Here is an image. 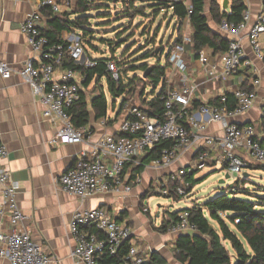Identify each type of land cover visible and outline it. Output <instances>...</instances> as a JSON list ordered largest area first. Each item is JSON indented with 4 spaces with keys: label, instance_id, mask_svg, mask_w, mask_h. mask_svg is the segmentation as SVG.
Returning <instances> with one entry per match:
<instances>
[{
    "label": "built area",
    "instance_id": "built-area-1",
    "mask_svg": "<svg viewBox=\"0 0 264 264\" xmlns=\"http://www.w3.org/2000/svg\"><path fill=\"white\" fill-rule=\"evenodd\" d=\"M13 1L35 2L40 10L46 8L56 16L71 12L75 4V0ZM43 18L40 11L33 12L21 25L20 31L27 40L30 55L18 72L0 62V78L7 81L14 73H17L29 86L33 96L38 98L43 106L42 118L57 126L56 134L51 142L53 145H86V149L76 156L72 166L57 180L64 193L78 199L81 203L95 196L119 192L128 194L131 186L130 178H125V167L130 163L139 165L137 158L144 156L162 141H172L173 147L164 149L145 168L155 170L170 168L178 157V150L193 147L197 150L192 164L156 182L159 183V193L164 197L168 195V186L172 183L178 182L187 188L183 178L195 171L207 170L211 165L214 152H218V155L213 165H218L226 175L240 176L242 170L253 169V166L264 168V145L257 137L254 126H239L232 122L255 106L256 88L260 84L258 79L253 81L250 91L233 88L230 93L219 96L217 104H200L196 110H193L194 88L186 83L183 77V84L180 87L168 86V91L163 97L164 117L162 119L149 117L137 107L126 104L122 108L124 117L117 131L91 140V128L88 126L74 128L67 114V110L80 99L85 76L81 71L65 68L64 61L67 59L73 64L92 68L97 65L96 59L100 57L90 56L89 58L79 36L74 33L65 34L61 38L64 43H51L41 34L39 23ZM247 21L248 14L244 13L243 22L239 25L229 24L226 21L219 24L220 32L234 37L235 40L229 41L227 49L219 55L220 69L214 64L209 66L207 72L209 78L218 74L217 78L225 83L237 74L239 69L257 74V69L248 60L239 39ZM263 35L264 13L257 17L246 34L254 55L263 62L264 66L260 45V38ZM187 46L192 48L190 37L183 36L182 42L170 53L168 75L187 71ZM189 53L194 56L193 52ZM197 56L198 61L206 66L207 59L204 51L198 52ZM104 65L106 72L115 82H118L119 69L115 61L107 59ZM207 82H212V79ZM227 94H232L234 97L235 103L232 109L226 106ZM260 114L261 118H264V101ZM112 120L106 116L97 124L100 127H107ZM205 120L220 125L222 137L218 141L198 134ZM260 137L264 140V130H261ZM7 153L6 147L0 142V160L5 159ZM138 182L139 178L135 176L131 183ZM18 191V183L11 178L7 170L0 167V260L7 261L9 264H49L50 258L42 245L36 242L28 231L21 230L28 218L19 208ZM176 193L179 196H186L183 188H177ZM142 213L149 214V210L143 208ZM4 218L8 223L6 230L2 228ZM69 230L74 242L71 258L83 264H99L101 256H114L133 234L129 226L111 219L103 208L77 210L71 218ZM95 232L99 233L101 238H98ZM194 232L196 227L189 222L187 212H181L178 220L167 230V233L173 236ZM147 260L140 248L132 245L119 264H144Z\"/></svg>",
    "mask_w": 264,
    "mask_h": 264
},
{
    "label": "crops",
    "instance_id": "crops-1",
    "mask_svg": "<svg viewBox=\"0 0 264 264\" xmlns=\"http://www.w3.org/2000/svg\"><path fill=\"white\" fill-rule=\"evenodd\" d=\"M171 1L189 5L188 0ZM230 1L228 0L229 3ZM205 2V16L210 30L227 41L235 40L234 37L220 32L219 24L214 23L209 15L208 1L205 0ZM217 2L221 6L220 1L217 0ZM244 4L248 21L245 23L244 31L240 34L239 39L248 60L257 69V74H252L251 71L245 73L246 70L239 69L237 74L230 77L225 83L217 78L218 74L209 78L207 72L210 65H217V68L220 69L219 55L214 54L211 49H203L207 59L205 66L198 61V57L190 55L191 48L187 46V71L166 75V80L169 87H180L184 77L186 83L194 88L192 100L194 106V103L195 105L211 104L222 94L230 93L233 88H240L247 80L246 75L251 76L250 85L255 79H258L260 84L256 88L255 106L248 113L232 120V122L239 126H254L257 137L262 141L260 110L264 101V66L263 62L254 55L246 39V34L257 17L264 13V7L262 0H244ZM37 11L41 12L35 2L0 0V62L7 64L15 72L23 67L25 60L30 55L27 40L20 31L21 25L33 12ZM225 12H229V4ZM42 16L44 17L43 14ZM70 19H73V16H70ZM46 22L47 19L44 17L39 23L41 31L47 28ZM173 33L179 35L178 29H175ZM65 34L67 32H63L61 38ZM180 35L191 37L192 29L188 20L183 22ZM260 45L264 58V35L260 38ZM209 79H212V82L208 83ZM197 108L193 109L192 107L193 110ZM42 110L43 106L38 98L33 96L29 86L17 73H14L7 81L0 78V142L8 152L7 157L0 160V167L7 170L11 178L19 185L17 202L22 213L28 218L21 230L28 231L32 238L42 245L50 258L49 264H83L71 258L74 242L70 236L69 226L71 218L77 210L95 208H103L111 219L129 226L133 233L132 244L140 248L147 259L156 252L167 264H181L173 255L177 236L169 233L161 234L156 231L163 221L168 220L169 213H158L156 218H159V221H152L149 214L142 213L139 205L140 198L145 195L150 186L153 187L163 177L192 164L197 150L194 147L178 150V157L170 168L157 170L144 168L142 173L137 175L138 183L132 184L133 180L129 182L131 191L128 194L119 192L95 196L81 203L78 199L64 193L57 180L72 166L76 156L86 149V145H53L51 142L56 134L57 126L42 118ZM123 117L124 113L121 112L116 121L112 122L115 120L114 117L111 125L107 127H100L96 122L91 121L88 126L91 128V140H96L106 133L114 134ZM198 134L215 138L217 141L222 137L220 125L210 120L203 122V127ZM217 155L218 152L212 154V162L206 172L219 168L218 165H213ZM138 160L139 158H137ZM130 164L132 166L125 170L126 179L130 178V171L136 166L135 163ZM121 214L124 215L119 220ZM2 228L4 230L8 228L6 218L2 221ZM225 246L227 247V243ZM0 264L9 263L0 260Z\"/></svg>",
    "mask_w": 264,
    "mask_h": 264
},
{
    "label": "trees",
    "instance_id": "trees-1",
    "mask_svg": "<svg viewBox=\"0 0 264 264\" xmlns=\"http://www.w3.org/2000/svg\"><path fill=\"white\" fill-rule=\"evenodd\" d=\"M109 2L110 0H103ZM189 5L184 3L174 2L171 0H122L124 12L119 13L117 19L133 20L136 17L157 19L161 13L168 14L172 20H175L174 27L178 29L176 39L172 42L168 52L166 49L157 51L149 50L141 54L138 58L124 60L129 56L127 49L123 50L119 56H116V51L124 48L125 41L120 39L121 34H117L115 42L99 38L96 36L99 33L95 32L90 24L89 12L101 7V0H75L73 12H67L64 15L56 16L46 8L41 9V13L47 19V28L41 31V34L48 38L51 43H64L61 40L63 32L77 34L83 43L85 53L89 58L91 54L98 51L92 43L97 42L106 46L109 57L99 55L97 65L92 68L73 64L70 60L64 61V67L74 71H81L85 80L82 88L88 90L91 84L94 86L90 96L88 97L85 91H81L80 99L74 103L68 110L67 114L74 128L79 129L89 126L90 122H99L107 116L108 100H112L113 108L117 100L120 99V110L115 115L116 118L121 114L122 108L128 104V96L135 91V84L141 82L145 89L150 88V94H145V89L140 91L142 98V107H137L140 111L149 117L162 119L164 117L163 97L168 91L166 83V73L170 69L169 56L173 48L182 42L183 36L180 35L183 22L188 20L192 29L190 37L195 58L203 49H211L214 54L220 55L227 49L229 41L225 40L220 35L212 32L207 24L205 16V0H188ZM208 1V12L214 23L220 24L226 21L229 24L239 25L243 22V14L246 11L244 0H231L229 4V12L222 11L217 0ZM263 7H264V0ZM93 3V4H92ZM95 4V7L92 6ZM139 5V6H137ZM149 11L151 14H148ZM73 16V19H70ZM120 41V42H118ZM120 43V44H118ZM92 51L88 50V47ZM89 53V54H88ZM127 56V57H125ZM131 58V57H130ZM107 59L114 60L119 69V80L115 82L106 72L104 62ZM128 59V58H127ZM139 59V60H138ZM154 60L152 65L146 64L147 60ZM130 61V62H129ZM133 61H138L139 66L131 64ZM127 67V68H126ZM140 72L142 77L133 74V77L126 78V73ZM249 72L246 70L245 73ZM246 82L240 89L250 91L252 85L250 75H246ZM105 81V86L101 85V81ZM105 87V89H104ZM226 106L229 109L234 107V97L232 94H227ZM219 98H216L211 104H217ZM197 104L192 105L193 109L199 107ZM110 122L108 125H111ZM261 130H264V118H261ZM264 145V140L261 141ZM173 147L172 141H162L156 145L151 151L139 158V165H136L130 171V180L135 176L140 175L145 166L152 160L157 158L164 149ZM132 164H128L125 170ZM264 171L263 167L257 166ZM195 173L187 174L184 178V184L187 188L178 182L168 186L169 192L166 198H170L175 202L181 201L185 197L179 196L176 193L177 188H183L186 195H189L194 186L201 180H194ZM240 182H236L234 187L239 186ZM149 191L140 198L139 208L143 210V200L150 195H154L155 191L150 186ZM236 189V188H235ZM229 188V194L225 193L214 197L207 201L204 205H194L190 209H181L168 214V220L163 221L160 228L156 231L161 234H166L169 227L178 220V215L181 212L189 214V222L196 227V232L180 234L176 237L173 255L174 258L181 264H264V213L256 210L255 204L250 201L239 199L237 193ZM152 193V194H150ZM207 213L210 219L216 226H212L205 216ZM124 214L119 215V220ZM118 222V221H117ZM98 238L101 235L95 232ZM133 239L125 241L114 256L104 255L99 259V264H119L124 254L133 245ZM243 241L247 244L249 252L245 249ZM225 243L230 246L233 256L230 255ZM144 264H167V262L156 252L152 253Z\"/></svg>",
    "mask_w": 264,
    "mask_h": 264
},
{
    "label": "rangeland",
    "instance_id": "rangeland-1",
    "mask_svg": "<svg viewBox=\"0 0 264 264\" xmlns=\"http://www.w3.org/2000/svg\"><path fill=\"white\" fill-rule=\"evenodd\" d=\"M219 1L222 6L224 0ZM99 4L101 7L94 9L87 14V16L90 17V24L92 26L91 28L95 32L99 33V35L96 36V39L105 38L115 42L117 40L115 39L116 35L121 34L120 39L126 40L125 46L124 48H120L116 51V56H119L123 50L128 48L127 54H129V56H125L128 59L125 58L124 60H130L132 58L136 59L141 54H144L149 50H155L158 52L160 49H166L168 52L172 42L177 37V34L173 33L175 30L174 22H172V19L169 18L170 16L168 14L161 13L157 19L152 17H136L133 20L120 18L117 19V16H121L119 13L124 12L122 0H110L109 2L101 0ZM92 6L95 7V4ZM147 13L151 14L149 11H147ZM92 44L98 48V51L94 52V54L90 53L91 56L100 57L99 55L104 54V56L109 57L106 46L98 44L97 42ZM88 50L92 51L89 47ZM145 62H147L146 64L148 65H152L154 60L151 59ZM139 64L141 63H138V61H133L131 66H139ZM133 74L142 77L140 72H129L124 76H126V78H131L133 77ZM166 75H168V73ZM101 85L105 86L104 80L101 81ZM134 86L135 91L132 95L128 96V104L135 107H142L143 104L140 91L144 90L145 88L141 82H138ZM93 87L94 86L91 84L88 90H84L83 88V91H85L88 97L90 96ZM145 94H150V88L145 89ZM120 103V99L117 100L114 109L112 100H108V117L114 119L115 115L120 110ZM253 169L242 170L240 176L236 174H228L229 179H225L226 173L224 170L219 168L215 169L214 171L207 172L206 170H203L202 172L195 171L194 180H201L202 178L205 179L197 183L194 186L192 192L178 202H175L170 198H166L161 193H159V183H156V186L153 185L155 194L145 198L142 204L144 208L149 210L150 219L152 221L158 222L159 218H156L158 213H173L181 209H190L194 205L202 206L207 201L213 199L216 196L225 193L227 194L229 192V188H231L232 191L234 190V192L237 193V197L239 199L252 202L255 204L257 211L264 213V171L257 166H253ZM244 174H247L249 177H244ZM221 180L224 181L223 184H220ZM236 182H240V184L239 186L234 187ZM149 190L151 189L149 188L147 191ZM205 216H207V213H205ZM208 220L212 226H216L210 219ZM243 244L245 249L249 252L247 244L244 241ZM227 249L230 255L233 256V252L229 245H227Z\"/></svg>",
    "mask_w": 264,
    "mask_h": 264
},
{
    "label": "water",
    "instance_id": "water-1",
    "mask_svg": "<svg viewBox=\"0 0 264 264\" xmlns=\"http://www.w3.org/2000/svg\"><path fill=\"white\" fill-rule=\"evenodd\" d=\"M228 3H229L228 0H224V1H223V4H222V6H221V8H222L223 11H226V10L228 9ZM244 176H247V174H244ZM225 179H229V175H226V176H225ZM223 183H224V181L221 180V181H220V184H223Z\"/></svg>",
    "mask_w": 264,
    "mask_h": 264
}]
</instances>
